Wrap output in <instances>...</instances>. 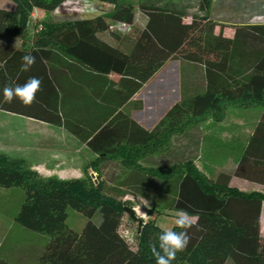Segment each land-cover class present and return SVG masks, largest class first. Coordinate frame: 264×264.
Listing matches in <instances>:
<instances>
[{
	"label": "trees",
	"instance_id": "1",
	"mask_svg": "<svg viewBox=\"0 0 264 264\" xmlns=\"http://www.w3.org/2000/svg\"><path fill=\"white\" fill-rule=\"evenodd\" d=\"M10 1L11 9L0 7V38H4L0 39V101L6 84H23L35 76L42 78V86L31 106L18 100L0 102V111L62 127L98 155L90 166L97 173L89 183L78 178H44L24 159L0 153V187L24 190L14 221L48 236L35 264H156L149 245H158L161 229L154 219L141 220L137 246L131 247L119 231L123 202L104 191V183L119 181L126 170V179L132 180L125 186L137 191L151 179L164 184L156 201L163 210L183 209L199 216V228L189 230L190 243L172 264H225L227 260L264 264V236L260 235L264 192L228 187L227 173L218 174L214 181L202 173L193 162L200 126L190 122L223 111L227 104L258 105L259 114L233 175L264 184V24L234 26L231 38L215 35L216 23L209 19L212 0H198L199 14L188 23L180 13L151 4L157 0H136V7L131 0H98L112 4V10L92 18L38 17L34 22L29 19L33 8L49 12L65 0ZM135 8L146 19L142 27L136 23ZM31 22L32 32L27 35ZM115 23L129 26L120 34L119 47L97 35ZM5 38H20V42ZM29 53L36 56V63L25 72L21 58ZM173 58L201 67L204 87L185 91L147 130L120 107ZM109 73L120 75L119 80L109 81ZM71 77L100 84L96 92L104 94L100 100L112 101L101 107L102 116L91 118L98 109L94 105L98 102L91 98L68 105ZM163 135L168 145L146 153L158 156L153 166H144L145 156H136L145 155L140 148L151 143L161 146ZM103 168L110 169L101 172V178ZM67 208L86 218L80 232L67 226ZM96 212L99 219L92 221ZM0 264L10 263L0 259Z\"/></svg>",
	"mask_w": 264,
	"mask_h": 264
},
{
	"label": "crops",
	"instance_id": "2",
	"mask_svg": "<svg viewBox=\"0 0 264 264\" xmlns=\"http://www.w3.org/2000/svg\"><path fill=\"white\" fill-rule=\"evenodd\" d=\"M133 3H135L136 7V0H134ZM151 4L180 13L183 22L185 23H188L193 15L199 14L198 0H157L151 2ZM66 5H70L67 6V8L72 12L63 15L61 12L67 9ZM104 5L103 2L98 0H65L55 10L43 12L44 14L40 19L42 20L45 16L51 17V15V19L67 18L65 16L74 18L71 16H74L73 12L76 11L85 12L86 15L83 18H92L98 16V14L94 13L96 8ZM12 6L13 3L10 0H0L1 8L11 9ZM76 17L80 18L78 15H76ZM209 19L216 23L213 30L215 35L221 33L222 36L231 38L234 35V26L264 24V0H212ZM135 20L139 27H142L146 21L143 14H141L137 8H135ZM118 27L122 29L123 25L119 23L112 24L109 27V30L99 32L97 35L105 42L119 47L121 46V35L115 30L113 33L119 34L120 37L106 34L108 31L112 32V29ZM5 39H7V41H12V43L20 42V38H12V40H9V38ZM123 51L126 52L127 49H124ZM174 60L178 62L179 67L180 94L179 97L171 102V104L177 102L185 91L188 93L196 90L199 91L205 84L203 69L201 67H196L193 64L183 62L182 64H179L180 62L177 59ZM171 62H173L172 59L167 60L142 85V87L134 93L122 107H120V110L127 113L130 118L147 130L152 129L153 127L145 126L143 124L144 120L142 121V119H139L138 117L140 115H147L149 111L155 112L159 104L164 100L163 98L168 96L169 92L173 89V73L176 72V69L170 64ZM106 78L109 81L116 83L119 80L120 75L109 73L106 75ZM156 78L158 79L155 80ZM152 82L153 84H151ZM70 85L71 90L67 96L69 106L73 107L81 101L88 100V98L98 102L94 104L97 105L98 109L95 111L93 110V116L91 118H94V116H102L104 113V109L102 108L108 107L112 104V101L105 102L104 100H100V97L104 94L99 92L98 95L96 93L102 88L98 82L87 80L86 78L83 80H77L71 77ZM151 87H153V91L149 92L147 89ZM154 106L156 107L154 108ZM1 112L6 115H15L8 112L0 111V113ZM164 113H162V116ZM21 117L28 122V129L21 130L22 143L17 147H21L20 150L23 152L22 154H24V159L28 162L29 166L36 170L40 175H46V171L55 166H58L59 168L75 169L77 166L76 154L79 145L84 149L86 148L92 155L95 154L87 148L84 143H81L75 136L62 127L52 126L28 117ZM251 131L250 128L249 130H245V132L233 129L229 131H219L217 133L212 132L211 128L200 127L198 155L193 161L195 166L212 181H214L220 173L230 174L228 187L235 188L241 192H264V184L233 175V169L245 148ZM13 135L14 134H12V136ZM15 142H17V140L13 141V138L10 139L6 146V150L11 152L12 150H9V147H14L16 144ZM63 160H65L64 166H62ZM176 212L177 211L168 210V213L170 214L156 215L154 219L155 224L158 226L161 222V218L167 217L168 222L165 226L168 228L174 227L175 225L172 221L175 218ZM260 235L264 236V202L261 204L260 212ZM225 264L233 263L230 260H227Z\"/></svg>",
	"mask_w": 264,
	"mask_h": 264
},
{
	"label": "rangeland",
	"instance_id": "3",
	"mask_svg": "<svg viewBox=\"0 0 264 264\" xmlns=\"http://www.w3.org/2000/svg\"><path fill=\"white\" fill-rule=\"evenodd\" d=\"M133 1L134 0H132V2ZM67 6L70 5H66V8ZM71 12L69 8H67L61 13H63V15H66L70 14ZM80 13L81 11L73 12L74 16L71 17H76V15ZM43 14V12H40L38 17L40 18L41 16H43ZM65 17L68 18L69 16ZM51 18L52 15L51 17L45 16L42 19L46 20ZM33 22H31L28 26L27 35L32 32V27L34 24ZM114 30L119 34H125L126 32V30L123 31L118 27L112 29V32L108 31L106 34H114ZM172 61L173 62H171L170 64H172L176 69V72L173 73V89L169 92L168 96L163 98L164 100L161 102V104H159L155 112L149 111L147 115H140L138 117L139 119H142V121L144 120L143 124L145 126L153 127L159 121V118L162 117V113H164L168 108L171 107V102L179 97V67L178 62L174 60V58L172 59ZM179 64H182V62H180ZM157 79L158 78H156L155 80ZM151 84H153V82ZM147 90L149 92L153 91V87ZM155 107L156 106H154V108ZM259 110L260 107L258 105L242 107L238 104H227L226 106H224L223 111H217L216 113L210 112L201 120L190 119V122H198L200 127L211 128L212 132L217 133L219 131H229L233 129H236L240 132H245V130H249L255 123L256 117L259 114ZM27 125L28 122L21 116L6 115L2 112L0 113V153L6 154L9 157L24 159V154H22L23 152H21L20 150L21 147L18 148L17 146H20L22 143L21 130H27ZM12 134L14 135L12 136ZM12 138L13 141L17 140V142H15L16 144L14 145V147H9V150H12L11 152H9L6 150V146L8 145V141ZM160 141V143L162 144L161 146L157 143H151L147 147L140 148L142 152H145V155H140L139 153H137L138 155L136 156L140 159L145 156L143 158L144 166H153L158 156L156 155V153L152 156H148L146 155V153L148 154L150 151L156 150V148L158 149L165 147L166 145H168L169 140L166 135H163ZM173 142H175L174 144H178L177 139H175V141ZM177 150H179V148H177ZM76 156L77 166L75 169H67L63 167L59 168L58 166H55L52 169L47 170L46 175L41 176L44 178L55 177L66 180L74 178L84 180L86 179L89 183H92L97 172L96 169H93L90 166L91 164H93L92 162H95L97 160L98 155H92L86 148L84 149L79 145ZM64 161L65 160H63L62 162V166H64L65 164ZM108 167L111 168L110 165ZM108 169L103 168L102 170H100L101 178H103L101 172H106L108 171ZM177 170H180V168L178 167ZM128 174L129 172L128 170H126L125 175H123V178L119 181H115L113 183H104V191L108 195L121 200L124 207H128L131 209L133 216H131L124 209V214L119 225V231L126 238L130 246L135 248L137 246L138 227L141 220H147L149 218L155 219L156 215H165L170 213H168V210H163V208H160L156 205L159 190L164 185H162V182L160 180L151 179V181L144 182V186H141V188L139 189L140 191H137L136 189L125 186L126 181L132 180V177L126 179V176ZM59 176H61L62 178ZM119 184L122 185L120 186ZM23 199L24 190L22 188L0 187V259L8 261L10 264H35L37 256L42 251L48 239L47 235L31 231L25 227H22L14 221V216L17 213ZM91 219L92 221H97L99 219V213L96 212ZM85 222L86 218L82 214L71 208H67L66 224L69 228L73 229L76 232H80Z\"/></svg>",
	"mask_w": 264,
	"mask_h": 264
},
{
	"label": "clouds",
	"instance_id": "4",
	"mask_svg": "<svg viewBox=\"0 0 264 264\" xmlns=\"http://www.w3.org/2000/svg\"><path fill=\"white\" fill-rule=\"evenodd\" d=\"M22 71H30L36 63V56L31 53L25 54L21 58ZM42 78L29 77L23 84H6L2 88V103L11 104L18 100L24 106H31L36 102L37 94L41 91ZM198 215H191L186 210H179L175 214L172 223L180 231H174L166 227L167 217H162L158 227L161 233L158 235V245H149L151 254L155 258L156 264H172L177 258V254L186 250L190 243L191 236L189 230L198 226Z\"/></svg>",
	"mask_w": 264,
	"mask_h": 264
},
{
	"label": "built area",
	"instance_id": "5",
	"mask_svg": "<svg viewBox=\"0 0 264 264\" xmlns=\"http://www.w3.org/2000/svg\"><path fill=\"white\" fill-rule=\"evenodd\" d=\"M104 3V2H103ZM105 5L102 6V7H99V8H96V10L94 11V13L98 14V15H105L107 13H109L112 8H113V5L110 4V3H104ZM41 12V10L37 9V8H33L32 11L30 12V15H29V19L31 21L35 20L38 18V15L39 13ZM86 15L85 12H81L80 14H78V16L81 18H83L84 16ZM123 25V28L122 30H126L128 31L129 29V26L127 24H124V23H121ZM95 179V178H94Z\"/></svg>",
	"mask_w": 264,
	"mask_h": 264
},
{
	"label": "water",
	"instance_id": "6",
	"mask_svg": "<svg viewBox=\"0 0 264 264\" xmlns=\"http://www.w3.org/2000/svg\"><path fill=\"white\" fill-rule=\"evenodd\" d=\"M124 209L131 215V216H133V213H132V211H131V209L130 208H128V207H124Z\"/></svg>",
	"mask_w": 264,
	"mask_h": 264
}]
</instances>
